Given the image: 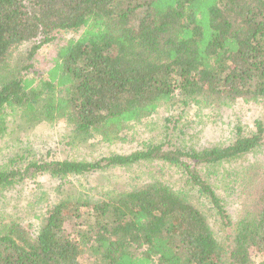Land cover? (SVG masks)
I'll return each mask as SVG.
<instances>
[{
    "label": "trees",
    "instance_id": "16d2710c",
    "mask_svg": "<svg viewBox=\"0 0 264 264\" xmlns=\"http://www.w3.org/2000/svg\"><path fill=\"white\" fill-rule=\"evenodd\" d=\"M47 44L56 55L42 73L34 63ZM262 100L264 0H0V138L4 111L36 124L63 120L71 144L112 143L161 105ZM261 149L264 124L255 121L252 133L236 127L219 147L161 142L92 162L39 158L2 170L0 189L44 174L68 188L55 189L64 197L35 228L0 217V264H264V160L234 177L236 219L212 185L232 176L218 172L223 164ZM155 161L178 169L185 189L152 178L91 201L68 178Z\"/></svg>",
    "mask_w": 264,
    "mask_h": 264
},
{
    "label": "rangeland",
    "instance_id": "374dc122",
    "mask_svg": "<svg viewBox=\"0 0 264 264\" xmlns=\"http://www.w3.org/2000/svg\"><path fill=\"white\" fill-rule=\"evenodd\" d=\"M71 37L65 33L64 38ZM56 55L55 45H44L37 52L34 66L42 73L53 65ZM16 58V56H15ZM6 134L0 138V171L9 168H23L27 163L45 158L46 161H84L92 162L112 155H127L141 149L145 144L184 145L201 150L209 147L227 145L234 139L236 127L243 135L254 131L255 121L264 124V100L258 103L244 104L241 101L219 109L191 105L185 108L159 106L150 116L140 122L128 124L112 143L101 142L97 137L86 142L71 144L69 127L63 120L36 124L32 119H24L18 113L4 111ZM264 160V149L243 155L218 168L219 173H230L226 180L213 177L215 193L223 201L224 207L232 219L239 213V196L234 177L244 166ZM78 194L89 200H96L109 191L130 190L135 185L158 179L166 182L175 190H184V179L178 169L167 167L160 162H144L135 166L111 167L84 175L68 176ZM228 181L231 182L229 191ZM64 180L48 174L34 181H25L15 187L0 189V217L11 218L23 225L36 227L49 207L64 197L55 189ZM204 210L207 211L206 208ZM211 229L218 235L221 231L213 213L206 212ZM87 257V256H85ZM260 258L253 257L254 263Z\"/></svg>",
    "mask_w": 264,
    "mask_h": 264
}]
</instances>
